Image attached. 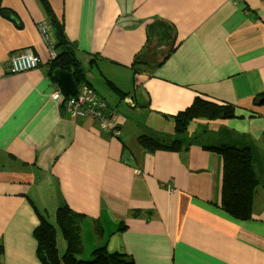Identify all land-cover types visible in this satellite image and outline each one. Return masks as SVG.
<instances>
[{
    "label": "crops",
    "instance_id": "0c3cea01",
    "mask_svg": "<svg viewBox=\"0 0 264 264\" xmlns=\"http://www.w3.org/2000/svg\"><path fill=\"white\" fill-rule=\"evenodd\" d=\"M49 2L91 82L78 90L88 86L116 109L120 135L72 115L63 91L51 97L57 83L39 26L52 29L39 0H0L15 15L0 13V264H42L35 207L54 222L63 203L85 216L84 256L106 246L135 264H264V0ZM157 21L171 24L177 48L152 74L133 78L134 58L149 35L156 41L161 34ZM25 48L41 63L10 72L11 55ZM107 79L132 95L140 112L128 111ZM196 96L231 102L238 115L195 119L197 138H182L176 151L150 152L137 143L141 134L160 137L135 118L172 120ZM220 144L253 151L259 181L249 220L219 207L223 158L204 145ZM57 239L62 254L66 241Z\"/></svg>",
    "mask_w": 264,
    "mask_h": 264
},
{
    "label": "trees",
    "instance_id": "16d2710c",
    "mask_svg": "<svg viewBox=\"0 0 264 264\" xmlns=\"http://www.w3.org/2000/svg\"><path fill=\"white\" fill-rule=\"evenodd\" d=\"M39 2L45 10L54 39L55 56L50 59L51 75L56 70H65L78 84L83 82L90 86L91 82L87 80L81 62L76 56L77 47L65 34L63 22L55 15L49 0H39ZM0 13L15 20L13 11L8 8L0 6ZM156 24L162 28L161 34L156 41L150 35L148 36L143 51L136 55L131 64L133 78L139 73L152 74L177 48L179 40L171 24L163 21H157ZM153 32L154 30L150 28L151 36ZM105 83L112 91L120 94L121 99L130 95L121 92L108 79L105 80ZM237 115V107L231 102L218 103L196 96L188 107L172 115L174 131L179 137H176L171 143H165L156 136L141 134L137 137V143L150 152L157 149L176 151L181 148V137L188 131L189 125L195 119H228ZM124 147L126 148L125 145ZM204 148L216 151L223 158L219 207L237 220H249L251 218L253 190L259 181L255 171L252 149L248 146L233 144L204 145ZM127 156L129 154L123 152V157ZM35 211L39 217V223L34 228L33 235L37 242L36 253L42 264H135L134 259L126 252L111 251L106 246L94 249L91 253V259L79 258L78 256L83 250L80 224L85 216L74 211L67 203L59 205L56 209L55 223L51 222L36 207ZM137 215H139L138 211L135 213V216ZM57 227L60 228L66 241V248L62 254L58 248ZM125 227V224L121 222L119 230ZM2 253L3 246L0 244V254Z\"/></svg>",
    "mask_w": 264,
    "mask_h": 264
},
{
    "label": "built area",
    "instance_id": "2783aa9c",
    "mask_svg": "<svg viewBox=\"0 0 264 264\" xmlns=\"http://www.w3.org/2000/svg\"><path fill=\"white\" fill-rule=\"evenodd\" d=\"M39 29L48 46L50 59H52L55 56L52 33L48 26L42 24L39 26ZM40 63V57L31 48H25L13 52L9 59V71L12 73L27 71L36 68ZM62 96V89L56 84L51 93V97L53 99H59ZM124 101L131 105L134 103L131 96L125 97ZM64 104L72 115L92 118L95 127L107 135H120V118L116 109H108L106 101L100 98L92 88L87 86L79 89L73 96L64 97Z\"/></svg>",
    "mask_w": 264,
    "mask_h": 264
},
{
    "label": "rangeland",
    "instance_id": "374dc122",
    "mask_svg": "<svg viewBox=\"0 0 264 264\" xmlns=\"http://www.w3.org/2000/svg\"><path fill=\"white\" fill-rule=\"evenodd\" d=\"M129 105L131 106V104H129ZM127 108L129 109L128 111H130V112H132V111L140 112L139 111L140 109H139L138 105H134V106H131V107L128 106ZM122 109H123V106L120 107V113H121L122 116H124V117L130 116L128 113L124 112ZM131 120H133V119H131ZM135 120H138L137 121V125L139 126L140 129H147L148 130V127H149L150 133L157 134L160 137L159 139L161 141L165 142V143H171L176 137H179L174 131V121H173V119L172 120L170 119V120L166 121V120H162V119H157L155 117H145V116L141 117L140 116L137 119L135 118ZM194 127H195V125L193 123H191L189 125L188 131L183 136H182V134H180V136H182L181 138H183V140H185V141L187 139H190L191 141L193 139H196L197 136L195 138V133L193 135V131L195 132ZM169 128H171V129H169ZM144 131H146V130H144ZM142 133H145V132H142ZM145 134H148V133H145ZM169 135H172L173 139L169 140V137H168ZM199 138H201V137L199 136L198 139ZM202 140L204 141L203 143L208 141L207 139H204V138ZM53 223H55V220H54ZM57 234H58L59 240H60V238H62V240L64 241L63 235L61 233V230L58 227H57ZM78 257L79 258H84V259H91L92 254H91V256L90 255L84 256L83 254H79Z\"/></svg>",
    "mask_w": 264,
    "mask_h": 264
},
{
    "label": "water",
    "instance_id": "95a60500",
    "mask_svg": "<svg viewBox=\"0 0 264 264\" xmlns=\"http://www.w3.org/2000/svg\"><path fill=\"white\" fill-rule=\"evenodd\" d=\"M53 79L65 94L73 96L78 92V83L68 71L56 70L53 73ZM259 102H264V97Z\"/></svg>",
    "mask_w": 264,
    "mask_h": 264
}]
</instances>
